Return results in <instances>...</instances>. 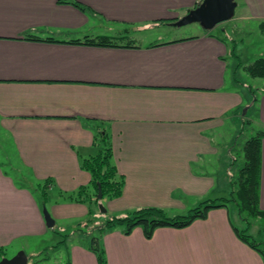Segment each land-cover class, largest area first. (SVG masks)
I'll return each mask as SVG.
<instances>
[{
  "label": "crops",
  "instance_id": "obj_1",
  "mask_svg": "<svg viewBox=\"0 0 264 264\" xmlns=\"http://www.w3.org/2000/svg\"><path fill=\"white\" fill-rule=\"evenodd\" d=\"M201 1L0 0V133L33 177V187L17 184L0 164V249L45 236L44 208L56 228L58 220L88 219L86 202L68 197L89 185L82 161L103 149L102 135L125 180L120 198H105L107 219L151 207L188 212L230 196L239 114L258 106L250 127L264 132V88L251 104L249 86L237 79L236 47L224 34L204 30L153 41L143 35ZM235 1L243 13L236 17L235 11L234 18L260 27L264 0ZM96 26L99 32L87 31ZM85 37L119 41L116 47L71 43ZM235 226L222 207L188 227L159 228L151 239L141 228L130 235L115 228L104 233L101 245L108 264H264ZM74 257L71 264H98L90 248L75 250Z\"/></svg>",
  "mask_w": 264,
  "mask_h": 264
},
{
  "label": "rangeland",
  "instance_id": "obj_2",
  "mask_svg": "<svg viewBox=\"0 0 264 264\" xmlns=\"http://www.w3.org/2000/svg\"><path fill=\"white\" fill-rule=\"evenodd\" d=\"M242 13V7L240 5V7L236 10V17ZM185 15L186 14H184V16ZM184 16H182V18ZM235 18L221 24L216 29H213V32L215 35H226L228 37L227 39H225L227 44L232 47V49L236 47V50L234 49L233 51H235L237 57H239L237 70L240 69L237 74V79L241 84L245 83L249 86V89H247V94L251 99L250 103L252 104L254 102V99L259 96L261 91L260 89L264 88V80H255L243 70L245 65L252 63L257 58L264 55V34L262 33L261 28L259 27V24L257 22H245L242 20H237ZM173 23L174 22H168L165 26H160V28H157L156 30L152 28V30H150L146 34H143L145 40L150 39V41H153L159 39L160 37L169 39L172 37H180V35H197L201 32H204L205 30L198 23H193L183 27H175ZM92 30H96L97 32H99L101 28L98 26L94 28H87V31ZM229 62L230 64H233L235 62V59L233 57H230ZM250 88L253 90V93L250 91ZM257 108L258 106H252L246 111L245 114V110L247 109L246 107L243 108L239 114V119L243 128L241 127L240 134L237 135V137L231 144L234 152L232 153L230 161V171L231 175H235V180L239 174V170L245 164V156L243 152L245 144L250 138L256 136L258 131L256 128L254 129L250 127V121L254 119L255 114L257 113ZM241 118H244V121H242ZM232 160H235V162L233 163ZM0 164H2L1 167H3L5 172L17 184H25L30 187L33 185V181H31L33 177L31 176L30 178L28 173L25 174L24 170L21 169V163L18 161L14 146L9 139L3 137L2 133H0ZM234 186H236V184H233L231 190H229L230 193L233 191ZM50 197L51 199H53V194H50ZM97 197H90L87 199L86 205L91 208L93 212L92 213L89 209L90 216H88V219L86 218L79 220L80 218H68L66 220H58L57 228L55 224V227L50 229L45 236L33 237L24 240L17 239L14 241L13 246H10L8 249L6 248L5 250L1 248L4 250V253L0 255V261L3 258H12L19 252L24 251L29 256V264H69L71 262V259H73L74 257V251L76 250L77 253L81 248H90L92 239L94 237H98L101 243V239L103 238L104 234H101V232H99V229L108 219L106 218V215L104 213H101L102 210L100 207L102 206L103 209H106L107 201H105V198L99 200ZM228 198H230L229 195L224 197V199ZM97 199L99 200V202L97 201ZM199 205L200 204H198L197 206ZM191 208L192 206H190V210L193 209ZM227 208L231 212V217L234 224L242 228L234 203L228 202ZM173 211L174 210H172V212H165L169 217L187 215L189 212ZM89 219L91 220L90 222ZM54 221L56 223L55 219ZM87 223H89V226L85 227ZM80 225H82V227H80ZM259 226V223H255V227L253 231H251V234L255 235L260 228ZM65 235L69 236L67 238V241L66 237H64Z\"/></svg>",
  "mask_w": 264,
  "mask_h": 264
},
{
  "label": "trees",
  "instance_id": "obj_3",
  "mask_svg": "<svg viewBox=\"0 0 264 264\" xmlns=\"http://www.w3.org/2000/svg\"><path fill=\"white\" fill-rule=\"evenodd\" d=\"M260 28L264 34V22L261 23ZM26 39L54 42L51 38L43 40L38 37L28 36ZM118 41V39L111 37H85L82 40L72 41L71 43L87 46L116 47ZM244 70L253 78L264 79V57L257 59L248 66H244ZM251 92L253 93V91ZM263 139L264 132H258L256 136L246 142L243 150L245 164L239 170V174L234 182L236 186H234L230 198L203 202L190 210L187 215L175 217L167 216L166 212L159 208H141L123 217L108 219L99 229V232L104 234L115 228H122L126 235H130L136 228H141L145 237L151 239L154 232L159 228L173 227L181 229L188 227L196 220L206 219L212 209L227 207L228 202H233L242 225V228L234 227L236 235L242 242L257 251L264 260V210L260 207ZM100 143H102L103 149L96 156L82 161V169L91 176L89 185L80 188L76 196H69V200L87 202L88 198L98 196L99 189L102 191L103 199H117L122 196L125 180L119 175L116 166L112 162L113 150L109 138L106 135H102ZM47 188V184L42 187L46 200L44 205L47 204L48 199L46 194ZM97 201L99 202L98 199ZM255 223H259L260 228L254 235L251 234V231H253ZM88 226L89 223L85 225V227ZM64 237H66L67 241L69 236L65 235ZM90 250L96 255L98 264H108L105 249L102 247L98 237L92 239ZM2 253H4V250L0 249V255Z\"/></svg>",
  "mask_w": 264,
  "mask_h": 264
},
{
  "label": "water",
  "instance_id": "obj_4",
  "mask_svg": "<svg viewBox=\"0 0 264 264\" xmlns=\"http://www.w3.org/2000/svg\"><path fill=\"white\" fill-rule=\"evenodd\" d=\"M237 2L235 0H202L194 9L190 10L183 18L174 22L175 27H183L193 23L200 24L206 31L213 30L217 26L230 21L235 16ZM99 200L103 199L101 189H99ZM105 213L106 209L100 207ZM43 215L49 229L55 227V221L49 211L44 208ZM29 256L26 252H19L12 258H3L0 264H29Z\"/></svg>",
  "mask_w": 264,
  "mask_h": 264
}]
</instances>
